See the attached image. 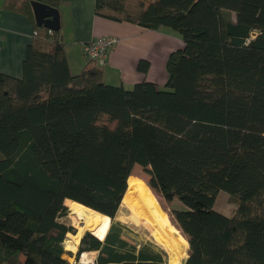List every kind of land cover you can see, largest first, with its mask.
Listing matches in <instances>:
<instances>
[{"label":"trees","instance_id":"1","mask_svg":"<svg viewBox=\"0 0 264 264\" xmlns=\"http://www.w3.org/2000/svg\"><path fill=\"white\" fill-rule=\"evenodd\" d=\"M32 1L61 3L6 8L35 21ZM95 12L170 28L183 47L168 58L164 89H126L88 59L72 74L61 29L36 25L22 75L0 70V264H69L64 242L76 234L62 219L72 202L111 219L104 240L83 235L77 256L167 264L152 237L117 220L130 184L172 207L183 264H264V0H140L136 12L128 0H96ZM136 165L147 183L132 175ZM221 191L236 199L232 216L215 210Z\"/></svg>","mask_w":264,"mask_h":264},{"label":"crops","instance_id":"2","mask_svg":"<svg viewBox=\"0 0 264 264\" xmlns=\"http://www.w3.org/2000/svg\"><path fill=\"white\" fill-rule=\"evenodd\" d=\"M95 3L96 0H61L60 3L61 35L72 74L77 75L85 68L88 61L84 54L86 43L99 37H113L115 47L105 63L97 65L103 71L106 83L131 89L139 82L149 81L164 89L168 79V58L173 51L183 47L180 37L170 36L172 32L167 28L155 31L100 17L95 12ZM36 25V20L33 21L28 14L9 10L6 0H0L1 71L16 77L22 75L23 61L33 41ZM141 61L148 63L145 73L138 69ZM107 232L103 236L93 234L104 240ZM124 236L133 241L134 233ZM80 242L76 249L65 248L72 253L66 256L68 260L76 257ZM164 261L169 264V258L164 256Z\"/></svg>","mask_w":264,"mask_h":264},{"label":"bare ground","instance_id":"3","mask_svg":"<svg viewBox=\"0 0 264 264\" xmlns=\"http://www.w3.org/2000/svg\"><path fill=\"white\" fill-rule=\"evenodd\" d=\"M122 205H124L130 213L129 218L133 222L142 223V225L150 231L151 235L167 248L168 252L172 256L171 264H182L183 257H186L184 250L187 243L171 227L168 219L165 217L163 212L160 211L156 199L152 195L146 197L134 185L130 184V187L124 196ZM70 206L73 214L86 219L84 223L85 225L87 222L89 225L92 224L96 227L95 232L98 235L103 236L106 233L109 217H103L101 222L95 221L96 217L94 219L92 216L94 213L99 214L98 212L77 202H72ZM81 235L82 234L80 233L79 237ZM174 235L177 236L175 239H173Z\"/></svg>","mask_w":264,"mask_h":264},{"label":"rangeland","instance_id":"4","mask_svg":"<svg viewBox=\"0 0 264 264\" xmlns=\"http://www.w3.org/2000/svg\"><path fill=\"white\" fill-rule=\"evenodd\" d=\"M128 5L131 9L132 12H136L138 10V8L140 7V0H128ZM168 30H170V32H172L170 36H172L173 38H178L179 39V34L170 29V28H167ZM132 175L136 176V177H139L140 179L144 180L146 183L148 182L149 180V175H148V172L141 166L139 165H136L133 169V172H132ZM133 185V184H132ZM130 187V185L128 186V188ZM136 187V186H135ZM138 189V188H137ZM155 195V194H154ZM145 196V195H144ZM157 200H158V206H159V209L160 211L164 210L165 212H163V214L165 215V217L168 219V221L170 220L169 218V209H171L167 204L166 202L164 201V199L160 196H157L155 195ZM147 197V196H146ZM154 197V196H153ZM156 200V202H157ZM123 202V201H122ZM180 204L179 203H174L173 204V208H180ZM162 208V209H161ZM90 209V208H89ZM237 209V202H236V199L231 197L227 192H224V191H221L219 192L218 196H217V199H216V203H215V210L220 212L221 214L223 215H226V216H232L234 214V212L236 211ZM92 210V209H91ZM89 211V210H88ZM73 211H71V206H70V211H69V215L67 217H65L64 219H62L64 222L68 223L70 226L73 227V230H75V232L73 233H69L71 235H75V236H70L69 238L67 237L65 242H64V248H72V249H76V245L80 242L81 238L83 237V235L87 232V231H90L92 233H95V230H96V227L94 225H89L87 222H86V225L84 224L86 219L81 217V216H78V215H75L72 213ZM91 212V211H89ZM100 214V213H99ZM97 213H94V215L92 216V218L96 217L95 221H99L101 222L103 220V217H105L104 215L102 216L99 215ZM168 216H167V215ZM127 216V218H126ZM108 217V216H106ZM130 213L128 212V210L124 207V205L121 204V207H120V210L117 214V220L119 221H122L124 222L128 227H130L134 232H137L136 236L139 237L140 239H144V240H148V239H152L153 241H156L160 247H162L168 254V258H169V264H171V259H172V256L171 254L168 252L167 248L162 245L160 242H158L155 237H153L150 233V231L144 226L142 225V223H137V222H133L130 218ZM110 223H111V219L109 217V223H108V227H107V231L109 229V226H110ZM169 224L171 225V227L174 229V225L172 224L171 220L169 221ZM176 228V227H175ZM177 229V228H176ZM175 230V229H174ZM106 231V232H107ZM176 231V230H175ZM179 231V234L182 235V233ZM177 232V231H176ZM82 234L81 235V238L78 240L79 238V234ZM178 233V232H177ZM178 234V235H179ZM100 236V235H99ZM183 236V235H182ZM152 237V238H151ZM177 236L174 235V238L175 239ZM184 237V236H183ZM185 238V237H184ZM67 250V249H65ZM68 251V250H67ZM187 251H188V248L186 249V246H185V250H184V253L186 254V257L184 256L183 257V260H182V264L184 263V261L186 260L187 258ZM70 252V251H69ZM182 254H183V251H182ZM184 254V255H185ZM66 259L68 260V258L66 257Z\"/></svg>","mask_w":264,"mask_h":264},{"label":"built area","instance_id":"5","mask_svg":"<svg viewBox=\"0 0 264 264\" xmlns=\"http://www.w3.org/2000/svg\"><path fill=\"white\" fill-rule=\"evenodd\" d=\"M115 43L116 39L113 37L96 38L84 45V54L88 60L95 62L97 65H103L115 47ZM96 260V251H86L68 261L69 264H96Z\"/></svg>","mask_w":264,"mask_h":264},{"label":"water","instance_id":"6","mask_svg":"<svg viewBox=\"0 0 264 264\" xmlns=\"http://www.w3.org/2000/svg\"><path fill=\"white\" fill-rule=\"evenodd\" d=\"M31 6L39 27H44L52 32H58L61 29V16L58 9L37 1H32Z\"/></svg>","mask_w":264,"mask_h":264}]
</instances>
